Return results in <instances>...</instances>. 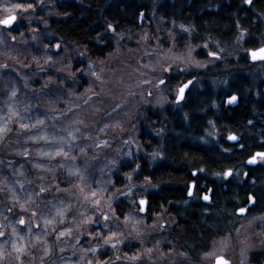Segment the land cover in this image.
I'll return each mask as SVG.
<instances>
[{"label":"rangeland","instance_id":"374dc122","mask_svg":"<svg viewBox=\"0 0 264 264\" xmlns=\"http://www.w3.org/2000/svg\"><path fill=\"white\" fill-rule=\"evenodd\" d=\"M35 6L18 11L10 29L0 26V126L7 128L0 134V185L8 194L6 200L0 199V231L5 232L0 237L4 253L0 258L10 254L21 263L23 254L34 253L33 264H213L222 255L228 264H250L251 254H264V215H256L240 219L232 233L212 240L199 261H191L167 238V229L173 224L169 218L138 212L136 201L145 198L151 186L133 182L134 171L119 173L122 163L143 155L138 134L146 113L164 118L181 110L182 105L173 103L180 84L192 75L191 85L196 89L204 71H222L228 62L236 64L246 57L244 43L249 34L235 37L229 54L217 53V59L208 55L207 44L193 45L181 28L151 13L147 19L140 16L141 25L135 32L112 35L115 50L104 60L94 61L70 43L59 42L55 52L53 45L58 40L46 30L44 5ZM259 32L257 46H264V20ZM245 71L249 79L264 80V61ZM22 124L28 127L22 128ZM69 132L75 139H69ZM57 149L68 156L55 155ZM45 152L49 155H41ZM56 172L72 179L71 185L58 190L68 183L55 181ZM41 187L47 191L37 196ZM28 194L32 201L21 212L20 204ZM94 199L100 201V211L92 203ZM15 204L20 213L13 212ZM117 205L123 210L118 221ZM57 208L65 210L63 223L55 215ZM21 215L25 225L16 223ZM104 215L109 217L107 221ZM89 216L98 223H82ZM45 218L54 222L45 225ZM12 225L17 228L16 236ZM95 226L101 227L98 233L103 237L110 235L108 226L113 227L119 243L103 245V238L100 245L94 243L98 236L88 233ZM65 229H71L70 234L58 238ZM14 240L17 247L23 244V252L15 251ZM101 253L102 261L97 260Z\"/></svg>","mask_w":264,"mask_h":264},{"label":"trees","instance_id":"16d2710c","mask_svg":"<svg viewBox=\"0 0 264 264\" xmlns=\"http://www.w3.org/2000/svg\"><path fill=\"white\" fill-rule=\"evenodd\" d=\"M9 1L25 5L31 3L33 6L43 3L47 16L42 18L47 22V32L60 38L63 43L82 48L88 58L94 61L104 60L115 50L116 38H111L112 35H124L139 29L138 15L147 19L149 14L155 13L162 20L172 22L187 33L189 42L193 45L207 44L211 52L221 53V56L229 54L228 48L231 49L235 37L242 33L250 36L244 43L247 51L260 47L257 46V36L260 34V23L264 20V0H252L248 5L244 0ZM217 44L221 49L216 47ZM199 54L201 58L203 53ZM253 66L247 56H242L236 64L228 62L225 70L208 69L202 74L205 80L201 81L200 87L196 89L192 85L189 87L181 110L169 112L170 114L164 118L150 112L146 113L143 123L147 128L141 125L138 134L143 155L133 156L132 161L122 163L119 173L134 171L133 182H147L151 186L143 195L147 199L148 217L163 214L168 218L167 212L170 214L185 211L200 213L203 210L224 212L234 208L229 203L232 196L230 184L226 182L225 189L223 184L216 185L207 178L213 176L215 179L224 170L232 167L235 163L233 157L240 152L234 151L226 136L231 133L242 134L251 115L261 112V105L264 103V80L258 82L257 78L249 79L244 73ZM192 77L191 75L189 79L192 80ZM224 79L228 81L221 85L219 82ZM233 94L238 96V106L225 108L224 98ZM135 166L137 167L134 170ZM192 171L196 172L193 178ZM193 179L197 186L205 183L206 188L211 189L212 201L209 206L186 204L185 193ZM54 180L60 183L67 179L62 173L56 172ZM71 180L68 179V184L59 185L57 189L61 191L65 186L69 187ZM243 184L245 185L246 181ZM245 188L243 186L239 189L240 200L244 197ZM53 189L51 194L54 192ZM0 191V199L6 200L7 192L2 188ZM120 207L122 208L120 205L116 206L117 221L123 213ZM13 212L20 213L17 204L13 205ZM17 213H14L13 220L17 218ZM174 214L173 227H177V230L173 231L175 243L182 245L183 250L180 249L187 258L198 259L203 251H196L185 243L192 242L197 227L202 225L196 224L193 218L184 225L181 223L182 218H176ZM191 217L195 216L192 214ZM109 227L111 234L114 228ZM108 228L105 230L106 233ZM182 228L186 230L182 231ZM100 229L98 226L91 227L88 235H94ZM184 236L190 241L184 240ZM102 238L103 233H100L94 243L100 245ZM79 245L80 243L75 244ZM33 255L35 254H23L20 263L12 255L6 254L4 258H0V264H33L36 258V255ZM97 260H103L102 253Z\"/></svg>","mask_w":264,"mask_h":264},{"label":"flooded vegetation","instance_id":"af4514ba","mask_svg":"<svg viewBox=\"0 0 264 264\" xmlns=\"http://www.w3.org/2000/svg\"><path fill=\"white\" fill-rule=\"evenodd\" d=\"M140 16L141 15H138L137 18V24L139 27L141 25L139 20ZM55 41L58 43L54 44L53 46L58 45L60 49L59 42L62 43L63 41H61L60 38H56ZM48 50H51L50 46ZM217 56L219 57L220 54H217ZM184 99L185 98H183V100L179 103H176L173 100V103L175 104V106H181L184 103ZM237 106L238 104L234 107L225 105V108H235ZM167 110L169 109L167 108ZM245 128L246 129L242 132V134H229L235 135L239 138L238 142L235 144L229 142V140L227 139L229 135L226 136L227 141L230 145H232L234 151L240 152V154L235 155L233 157L235 163L232 165V167L224 170L222 174L218 175V177L215 179L213 178V176H208L207 178L211 181H214L216 185L223 184L224 188L226 182L230 184L229 187L231 189L230 191L232 193V196L229 203H231V206H234V208L232 210L228 209L224 212H221L219 210H217L216 212L203 210L200 213H194L193 211L177 212L176 214L172 213L176 215V218H182L181 223L184 225L189 223V219L192 218L196 220V224L202 225L197 227L198 229L196 228L197 230L193 234L192 242L185 243L191 246V248L196 251H205L210 246L212 240L217 239L220 236L224 235V233L231 232L232 229L236 228L240 219L247 218L250 216L264 215V158L256 155L257 153H264V103L261 105V112H256L255 114L251 115V118L247 121ZM253 156H256V162L254 163V165L248 166L246 164V160ZM229 170H231L230 174L225 177L224 173ZM195 176L196 172L192 171L191 177L193 178ZM245 181L246 184L244 185L243 183ZM190 184H192V195L188 194ZM204 184L205 183L201 185L198 184L197 186V183L196 181H194V179L189 182L188 190L185 193L187 205L189 203H197L201 204L202 206H209L211 204V189L206 188V185ZM243 186L246 187L244 189L245 194L243 195L244 197H241L240 200L239 189ZM206 195L209 197V202L207 204L202 201L204 199V196ZM241 208L245 209L243 213H240L239 211V209ZM168 213L169 212H167L169 220L171 221V223L175 224V221L172 217L173 215ZM192 214L195 217H191ZM173 224L170 229H166L169 230V232L167 231L169 235H167V237H169V240L172 241V244L174 246L175 240L173 238V231H176L177 227H173ZM184 229L185 228H182L181 230L183 231ZM186 229H188V227H186ZM184 240L190 241L186 239L185 236ZM175 248H181L183 250L182 245H179L177 243H175ZM220 256L227 261V264L229 263V260H227L222 255H218L216 257ZM215 258L213 259V264ZM191 261L197 262L199 261V258L195 260L192 259ZM249 262L250 264H264V254L261 251L254 252L253 254H251Z\"/></svg>","mask_w":264,"mask_h":264},{"label":"snow or ice","instance_id":"6c2138e0","mask_svg":"<svg viewBox=\"0 0 264 264\" xmlns=\"http://www.w3.org/2000/svg\"><path fill=\"white\" fill-rule=\"evenodd\" d=\"M244 2L247 3V4H251L252 0H244ZM32 7H33V5L31 3H28V4L25 5L24 3H20V2L8 3L7 0H0V9H2V11L5 13V15L0 16V26H2L4 29H10L14 25V23L17 21V12L18 11L23 12V11H26L28 9H31ZM109 27H111V25ZM250 54H251V58L253 60H256V59L264 60V47H261L258 50H253V51L250 52ZM208 55L212 56V57L219 58L217 56V53H215V52H209ZM93 75H95V73H93ZM160 83L163 84L164 81L161 80ZM190 83H191V81L188 82V84H190ZM188 84H183V85H181L179 87V90H178L179 94L176 97L177 101H180L183 98L185 89L188 87ZM11 95L15 96V92L13 91L11 93ZM236 100H237V97L235 95H233V96H231L229 98V102H234ZM13 114H15V113H13ZM38 123L43 124V121H38ZM21 127L22 128H26L28 126L22 124ZM6 131H7L6 126H0V134L5 133ZM68 137H69V139H75V137L73 136V134L71 132L68 133ZM40 139H44V137L42 136V137H40ZM228 139L235 141L237 139V137L235 135H229ZM81 151H83V149H81ZM25 154H27L26 151H25ZM41 155L47 156V155H49V153L45 152V153H41ZM55 155H63L64 157H67L68 156V152L63 151V149H57ZM256 155L259 156V157L264 158V153H257ZM72 158L75 159V157H72ZM249 162L250 163H255L256 162V157L255 156L252 157ZM37 167H39V165H37ZM230 171L231 170L226 171L224 173V176L227 177L230 174ZM17 183H19V181ZM20 187H21V189H23V184H20ZM46 191H47L46 188L41 187L40 190H39V193H36V195L38 196V195H40V193H45ZM188 194L192 195V186H189ZM91 195L93 197H95L96 193L92 192ZM32 198H33L32 194H28L27 200L24 203L20 204L21 212H26L27 211V208L25 207V204H27L28 202L32 201ZM13 199L17 200V201L19 200V198L16 197L15 195H13ZM204 199L207 200L208 196H204ZM92 203L94 205H96V210L100 211V207H99L100 201L94 199L92 201ZM145 203L146 202L144 200H140L139 201V204H140V209L139 210L141 212H143L145 210L144 209ZM64 211L65 210L63 208H57L56 209L55 215L59 216L61 218L60 219V223H63ZM239 211L241 213H243L245 211V209L241 208V209H239ZM8 212L11 213L12 212V208H9ZM36 215H37V213L35 211H33L32 212V216H36ZM4 219L7 220L8 217L6 216V217H4ZM103 219L105 221H107L109 219V217L107 215H104ZM125 219H127V217ZM53 222H54L53 219H47V218L44 219L45 225L52 224ZM16 223L19 224V225H25L26 221H25L24 216L21 215L20 218L16 221ZM82 223L91 224V223H98V221L93 220V218L91 216H89ZM105 227H107V224H105ZM28 231L29 232L32 231L31 227L28 228ZM70 232H71V229H65L64 231H61L58 234V238L59 237H64L66 234H70ZM16 234H17V228L14 225H12V235L16 236ZM95 235L96 236H100V233H96ZM4 236H5V232L4 231H0V237H4ZM117 236H118V233H116V232H111L110 235L104 236L103 237V245L111 244L113 247H115L116 244L119 243V240H116ZM20 239L23 240V237H20ZM103 245H101V246H103ZM12 247L18 253L23 252V244H21L19 247H17V244H16L15 240L13 241ZM91 251L93 253H95L96 249L93 248V249H91ZM3 254H4L3 251L0 250V256H3ZM46 254H47V252H46ZM19 258L20 257L18 256L17 259H19ZM136 258L137 257H132V259H136ZM117 259H119V257H117ZM90 264H91V262H90ZM217 264H227V262L224 261L223 258H217Z\"/></svg>","mask_w":264,"mask_h":264},{"label":"water","instance_id":"95a60500","mask_svg":"<svg viewBox=\"0 0 264 264\" xmlns=\"http://www.w3.org/2000/svg\"><path fill=\"white\" fill-rule=\"evenodd\" d=\"M261 47H264V46L256 47V48H253V49H249V50L247 51V57H248V61H249V62H251V63H257V62L264 61V60H261V59L253 60V59L251 58V54H250L251 51H253V50H258V49H260ZM53 49H54L55 52L58 51V49H59L58 45H55ZM189 81H191V83H192V80L188 79V80H186L185 82L181 83L180 86L183 85V84H188ZM191 83L188 84V87L185 89V92H184L183 98H184L186 92L188 91V89H189ZM180 86H179V87H180ZM179 87L177 88V94H176L175 99H174V101H175L176 103H179V102H181V101L183 100V98H182L180 101H177V100H176V97H177V95L179 94V92H178ZM233 95H235V94H233ZM233 95H230V96H227V97L224 98V104H225L226 106L234 107V106H236V105L238 104V96H237V95H235V96L237 97V100H236V101H234V102H229V98H230L231 96H233ZM227 139H228V137H227ZM228 140H229V139H228ZM238 140H239V138L237 137V139H236L235 141H233V140H229V142L235 144V143L238 142ZM253 157H254V156H253ZM255 157H256V156H255ZM251 158H252V157H251ZM251 158H249V159L246 160V164H247L248 166H252V165H254V163H250V162H249ZM190 186H192V184H190ZM206 196H207V195H206ZM208 199H209V197H208ZM208 199H207V200L203 199L202 201H203L205 204H207V203L209 202ZM140 200H144V201L146 202L145 205H144V209H145V210H144L143 212H141V211L139 210V209H140V204H139V201H140ZM136 204H137L138 207H139V208H138V212H139L140 214H145V212H146V205H147V199H146V198L138 199V200L136 201ZM240 213H241V212H240ZM217 258H223V257H221V256H220V257H216V258H215V261H214V264H217ZM223 260L226 261L224 258H223ZM226 262H227V261H226Z\"/></svg>","mask_w":264,"mask_h":264}]
</instances>
